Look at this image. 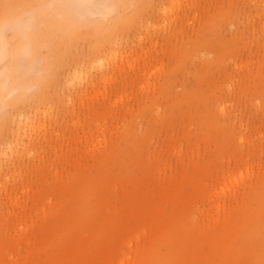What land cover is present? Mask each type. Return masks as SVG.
Listing matches in <instances>:
<instances>
[{
	"label": "rangeland",
	"instance_id": "1",
	"mask_svg": "<svg viewBox=\"0 0 264 264\" xmlns=\"http://www.w3.org/2000/svg\"><path fill=\"white\" fill-rule=\"evenodd\" d=\"M75 2L0 0V264H264V0Z\"/></svg>",
	"mask_w": 264,
	"mask_h": 264
},
{
	"label": "bare ground",
	"instance_id": "2",
	"mask_svg": "<svg viewBox=\"0 0 264 264\" xmlns=\"http://www.w3.org/2000/svg\"><path fill=\"white\" fill-rule=\"evenodd\" d=\"M78 2L77 5L79 4V7L76 6V4H73L72 7L70 6V11L75 15L74 17L78 16V15H84V9L85 11L88 12V9L86 7L85 4H95L98 3L99 0H97V2H95L96 0H77ZM100 4V2H99ZM97 6V5H95ZM84 7V8H83ZM20 17V16H19ZM19 17L17 16V23H18V27L23 29H29L32 25V23L34 22V16L32 15V17H30L28 20H19ZM19 20V21H18ZM4 24L6 23V21H3ZM27 37L28 35L25 34ZM29 46H27L25 49L30 52ZM7 54V40L6 37L4 36V34L2 33V26L0 25V63L1 61L6 57ZM1 74H4V72H2ZM9 74V73H8Z\"/></svg>",
	"mask_w": 264,
	"mask_h": 264
}]
</instances>
